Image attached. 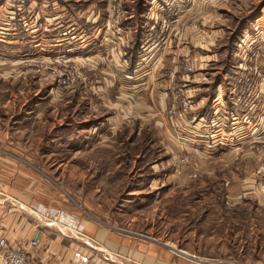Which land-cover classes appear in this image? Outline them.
<instances>
[{
  "label": "rangeland",
  "instance_id": "obj_1",
  "mask_svg": "<svg viewBox=\"0 0 264 264\" xmlns=\"http://www.w3.org/2000/svg\"><path fill=\"white\" fill-rule=\"evenodd\" d=\"M199 1L212 15H207L205 31L199 32L206 37L198 35L202 48L197 49L216 59H178L179 64L189 61L193 66L191 71L178 67L180 74H189L187 81H180L186 83L181 89L188 94L194 88L190 89L192 98L195 93L205 96L209 112L212 103L223 105V110L210 115L219 117L221 132L233 143L228 149L224 143L223 151L239 156L233 167L178 185L170 177L163 179L173 166L149 117L140 123L130 111L123 128L91 132L97 120L83 112V102L77 103L73 96L56 101L46 90L47 79L58 87L54 73L60 67H80L81 62L35 59L33 54L45 52L32 47L17 31L8 40L0 38V131L11 132L17 141L29 140L37 152L35 161L43 169L54 171L59 165L58 181L69 195L99 205L108 223L217 264L225 260L264 264V170L248 163L252 152L264 151V140L258 137L264 129V100L252 99V93L264 89V0ZM98 3L104 7V0ZM122 5L139 18L150 0H124ZM161 36L159 41L164 40ZM24 59H30L29 63ZM128 82L142 83L144 90L150 87L141 76ZM75 87L59 91L72 92ZM243 90L251 92L249 105L244 102L250 95L238 101ZM106 99H97V106L108 105ZM250 104L259 115L249 114ZM235 105L238 111L230 108ZM221 111H227L224 115L230 118ZM231 112L242 117L231 119ZM48 139L53 143L45 146Z\"/></svg>",
  "mask_w": 264,
  "mask_h": 264
},
{
  "label": "crops",
  "instance_id": "obj_2",
  "mask_svg": "<svg viewBox=\"0 0 264 264\" xmlns=\"http://www.w3.org/2000/svg\"><path fill=\"white\" fill-rule=\"evenodd\" d=\"M111 1L104 0V7H101L99 0H45V6L34 11V19L28 18V12L16 14L18 21L13 25L17 35L22 32L32 47L45 52L41 56H63L75 63L79 61L80 67L90 76V84H77L72 92L59 91L47 79L48 95L56 101L64 96H73L77 103L83 102V112L88 118L92 116L97 120L89 128L93 133L98 129L123 128L127 114L132 111L139 120L149 117L148 122L160 135L159 143L163 145L168 161L177 151V142L185 139L186 148L203 157L202 175L229 165L233 167L239 156L233 151H223L224 143L227 149L232 148L233 143L224 137L221 123L210 132L196 130L194 123L174 129L164 114L170 95L186 85L180 81L188 80V73H179L178 59L192 60L205 56L216 59L214 54L204 55L197 49L202 48L198 43L202 37L199 32L205 31L202 27L207 25V15H212L210 9L199 0H171L177 10L173 16L164 12L171 23L161 32L155 19L147 17L149 7L140 15L145 19L144 26H140L139 18H134V14L122 6L125 11L122 31L117 35L106 26ZM154 1L150 0L151 10L155 2L161 0ZM158 33L163 34L164 40L155 38ZM198 35L200 38L197 40ZM135 41L139 42L141 52L137 55L139 60L134 69L129 72V48ZM163 59H168L165 67ZM11 71L14 73L15 70ZM170 71H175L174 78H170ZM139 76L149 82L150 87L148 85L146 90L142 83L128 82V79L135 80ZM191 88L188 90L191 93L187 94L186 89L182 91L192 98L194 88ZM103 96L107 98L108 105L101 108L96 100ZM205 98L195 93L188 121L196 117L209 120L213 117L210 112L217 114L218 110H223L219 102L212 103L209 112ZM261 99L264 100V89L254 93V101L260 102ZM230 108L238 111L236 105ZM254 108L249 110V114L259 115ZM221 112L224 115L227 111ZM241 117L231 116V119ZM208 134H212L220 144L208 146ZM258 137L264 140V129ZM52 140H46L45 146L52 145ZM55 140L57 144L58 139ZM30 143L29 140H15L9 131H0V237H5L14 246L36 239L37 247L29 252L36 264H217L214 260L181 251L128 227L108 223L105 218L109 217L99 205L92 200H80L69 195V190L58 181L59 165L53 171L36 163L37 152ZM250 158L249 166L264 170V151L252 152ZM252 174L255 175L254 172ZM163 176L167 180V177L172 178L173 184L187 182L172 175V171ZM61 209L65 211L63 216L58 215Z\"/></svg>",
  "mask_w": 264,
  "mask_h": 264
},
{
  "label": "built area",
  "instance_id": "obj_3",
  "mask_svg": "<svg viewBox=\"0 0 264 264\" xmlns=\"http://www.w3.org/2000/svg\"><path fill=\"white\" fill-rule=\"evenodd\" d=\"M124 0H112L111 1V13L110 18L106 23L108 29H111L117 35H120L122 31L121 22L124 18L125 11L123 10ZM156 1V0H155ZM154 1V2H155ZM45 0H0V38L8 40L11 37V33L16 32V27L13 25V22L18 21L16 14H27L29 13L28 18H35L34 11L36 8H41L45 6ZM153 2V1H152ZM155 7L153 10L150 8L147 10V17L154 18L155 23L159 25L160 31L163 32L165 29H168L171 23L170 17L164 16V12L168 15L173 16L177 6L172 3L171 0H161L155 2ZM152 31V30H151ZM159 38L160 33L156 35ZM35 59H58L64 63L71 62L70 59L63 56H52L44 57L41 55H34ZM30 59H24L25 64L29 63ZM22 62V61H21ZM43 62L46 63L44 60ZM61 64V63H59ZM183 71H191L192 64L191 62H186L178 66ZM175 71H170V78H174ZM58 89H72L77 84H90L91 79L89 74L84 71L79 66H68L65 65L60 67L56 73H54ZM248 90H243L241 92V97L238 99L240 102L243 96H249L245 99L244 105H249L251 92H246ZM252 99H254V93H252ZM248 101V102H247ZM252 104V103H251ZM250 104V109H252ZM192 109L191 97L185 95L182 89L172 93L169 102L166 107V115L171 120L172 125L177 128V126L184 127L189 123H194L196 125V130L204 129V131H212V129L218 128L220 121L217 116L216 119L207 120L204 117H196L192 120L187 119L189 111ZM216 114V113H215ZM231 116H234L233 113H230ZM210 139L208 146H213L219 142L215 141L212 137V134L207 135ZM187 141L181 139L177 142L178 147L177 151L171 155L172 163V175L177 177H183V179L192 180L199 177L202 174V162L203 157L201 154H196L191 150L186 148ZM220 144V143H219ZM65 214L64 210H59L58 215L63 216ZM38 245L36 239L28 240L24 245L14 246L10 245L8 240L5 237H0V264H36L32 257L29 255L30 251L35 249ZM221 264H241L238 261L225 260Z\"/></svg>",
  "mask_w": 264,
  "mask_h": 264
},
{
  "label": "trees",
  "instance_id": "obj_4",
  "mask_svg": "<svg viewBox=\"0 0 264 264\" xmlns=\"http://www.w3.org/2000/svg\"><path fill=\"white\" fill-rule=\"evenodd\" d=\"M83 6V5H82ZM122 24V23H121ZM138 24L140 26H144L145 24V19L140 16L139 19H138ZM142 34V33H140ZM140 44L139 42H133L131 45H130V48H129V55H130V59H127L128 62H129V69L128 71L129 72H132V70L134 69V66L136 65V62L139 60L137 59V55L139 52H141V49H140ZM128 51V50H127Z\"/></svg>",
  "mask_w": 264,
  "mask_h": 264
}]
</instances>
